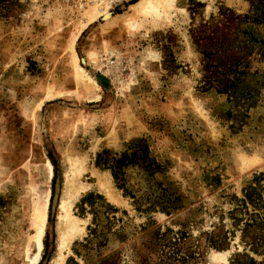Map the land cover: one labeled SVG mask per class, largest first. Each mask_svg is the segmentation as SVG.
Here are the masks:
<instances>
[{
  "label": "rangeland",
  "instance_id": "374dc122",
  "mask_svg": "<svg viewBox=\"0 0 264 264\" xmlns=\"http://www.w3.org/2000/svg\"><path fill=\"white\" fill-rule=\"evenodd\" d=\"M257 1L0 0V264H264Z\"/></svg>",
  "mask_w": 264,
  "mask_h": 264
},
{
  "label": "bare ground",
  "instance_id": "6f19581e",
  "mask_svg": "<svg viewBox=\"0 0 264 264\" xmlns=\"http://www.w3.org/2000/svg\"><path fill=\"white\" fill-rule=\"evenodd\" d=\"M101 12L103 13V16H104L105 20H109L110 19V16L106 12L105 9L101 10ZM72 58H73V64L75 66V71L77 72V75H79V72L82 71V70L80 69V67L78 68L76 66V57L74 55H72ZM47 166H48L49 169L51 168V166H50V164L48 162H47ZM49 172H50L49 175L51 177V171L49 170ZM49 194H50V191L48 190L47 191V197L45 198L44 202L40 205L39 210L33 214L34 215L33 217H34V220H35V223H34L35 233H34V235L32 237V240L34 242L33 244H34V248L36 249V252L32 255V257L30 259H28V264H36L38 262L39 258H40V255H41V253H40L41 250H42L41 239H42V236H43V233H44V228H45L46 209H47V206H48ZM66 206H67L66 203L64 204V201H62L60 206H59V208H61V210L65 213V215L60 217L57 226H58V228L71 229L72 227L70 228L69 226L70 225L72 226L73 224L69 220V217H68V214H67V210H66ZM64 235L65 234H63V235L61 234L59 236V242H60L59 245L60 246L64 245V237H65Z\"/></svg>",
  "mask_w": 264,
  "mask_h": 264
},
{
  "label": "trees",
  "instance_id": "16d2710c",
  "mask_svg": "<svg viewBox=\"0 0 264 264\" xmlns=\"http://www.w3.org/2000/svg\"><path fill=\"white\" fill-rule=\"evenodd\" d=\"M252 13L245 17L247 23L262 25L264 26V0H258L255 5H252ZM250 11V12H251ZM252 43H255L258 47V54H260L264 58V39L258 40L254 37H250ZM115 164H119V161H115ZM116 176V175H114Z\"/></svg>",
  "mask_w": 264,
  "mask_h": 264
}]
</instances>
